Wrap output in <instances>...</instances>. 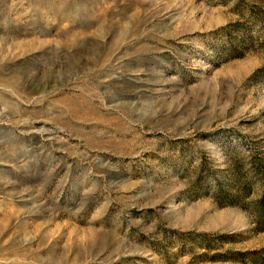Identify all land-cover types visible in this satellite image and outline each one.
<instances>
[{"label":"rangeland","instance_id":"obj_1","mask_svg":"<svg viewBox=\"0 0 264 264\" xmlns=\"http://www.w3.org/2000/svg\"><path fill=\"white\" fill-rule=\"evenodd\" d=\"M0 264H264V0H0Z\"/></svg>","mask_w":264,"mask_h":264}]
</instances>
